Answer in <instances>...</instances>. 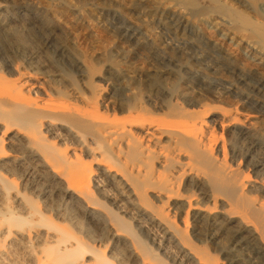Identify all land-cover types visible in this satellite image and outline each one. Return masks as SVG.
I'll return each mask as SVG.
<instances>
[{"label": "bare ground", "instance_id": "1", "mask_svg": "<svg viewBox=\"0 0 264 264\" xmlns=\"http://www.w3.org/2000/svg\"><path fill=\"white\" fill-rule=\"evenodd\" d=\"M99 1L189 11L264 98V0ZM61 2L0 0V264H264V107L108 60Z\"/></svg>", "mask_w": 264, "mask_h": 264}, {"label": "rangeland", "instance_id": "2", "mask_svg": "<svg viewBox=\"0 0 264 264\" xmlns=\"http://www.w3.org/2000/svg\"><path fill=\"white\" fill-rule=\"evenodd\" d=\"M48 1L58 3L62 0ZM63 1H66V3H61L68 4L70 7L67 6L70 9L73 7L72 10L80 11L82 13L81 18H83V16H88L87 19L85 17L82 19V22L84 21L83 24L86 26L92 23V27L95 28L94 32L97 34V32L100 31L98 35H100L101 38L103 37L108 44H112V46L109 45L108 47V44L104 42V45L108 48V50H106V56L109 58H107L108 60L113 61L115 58L114 56H117L116 54H118L119 51L120 53L125 51L124 53L127 52L133 56L135 59L134 61L138 60L141 62L140 64H144L143 67L149 69L155 68L156 70L165 71V73L170 75H166L168 84L170 82V87L174 85L173 87L177 88L178 85L181 87L184 84L189 83L188 85H190L193 82L191 86L195 85L192 87L196 89H207L209 87L216 92H225L235 101L237 99V101L248 103L252 108L257 105L264 107V98H260L259 96L255 97L251 91L254 81L247 76L238 75L234 67L230 68L221 63L220 53L212 48L206 40L204 41V39L201 38V34L207 32V27L203 26V28H201V26H193V21L195 22L197 19H193V15L188 13L189 11L185 12L183 8L177 10L181 12V14L184 11V19H189V21L186 20L183 25L177 24L176 21L169 16L153 15L154 13L150 12L145 7H142L143 9L141 7L133 9L126 5H108L105 7L99 0ZM220 1L224 2L226 0ZM16 2H18V0H16ZM227 3H232L231 5L234 4L235 7L242 9L239 5L240 3H236V1L227 0ZM16 28L14 31H17L16 33L19 39L22 38L24 40L23 42L28 44V47L36 48L34 42H32V37L26 34L19 26ZM83 31L84 30H82V32ZM101 34L104 35L102 36ZM230 48V53L233 54L232 57H236L238 62L242 58L243 60L246 58L245 51H243L242 47H235V45H233V47L231 46ZM112 56L113 59H110ZM97 64L98 63H96V67L101 65ZM69 75L74 80L75 76L72 71L69 72ZM176 88L173 89L177 91ZM208 104L211 106L215 105V103L213 104L211 102ZM252 108L250 107L248 110L253 111ZM255 116L259 120L262 118L257 113H255ZM261 121H264V118H262ZM247 254L249 257V252H242L241 255L244 257L241 256V258L247 259ZM218 258L220 261L223 260L220 256Z\"/></svg>", "mask_w": 264, "mask_h": 264}]
</instances>
